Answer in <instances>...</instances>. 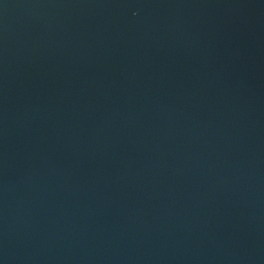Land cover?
Listing matches in <instances>:
<instances>
[{
	"label": "water",
	"instance_id": "obj_1",
	"mask_svg": "<svg viewBox=\"0 0 264 264\" xmlns=\"http://www.w3.org/2000/svg\"><path fill=\"white\" fill-rule=\"evenodd\" d=\"M0 264H264V0H0Z\"/></svg>",
	"mask_w": 264,
	"mask_h": 264
}]
</instances>
